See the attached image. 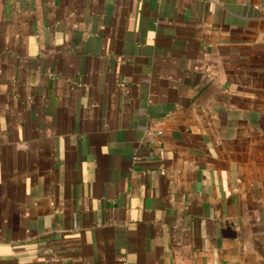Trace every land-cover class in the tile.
Returning a JSON list of instances; mask_svg holds the SVG:
<instances>
[{
    "label": "crops",
    "instance_id": "0c3cea01",
    "mask_svg": "<svg viewBox=\"0 0 264 264\" xmlns=\"http://www.w3.org/2000/svg\"><path fill=\"white\" fill-rule=\"evenodd\" d=\"M0 264H264V0H0Z\"/></svg>",
    "mask_w": 264,
    "mask_h": 264
},
{
    "label": "built area",
    "instance_id": "2783aa9c",
    "mask_svg": "<svg viewBox=\"0 0 264 264\" xmlns=\"http://www.w3.org/2000/svg\"><path fill=\"white\" fill-rule=\"evenodd\" d=\"M160 174H161V175H165L166 172H165V171H161Z\"/></svg>",
    "mask_w": 264,
    "mask_h": 264
}]
</instances>
